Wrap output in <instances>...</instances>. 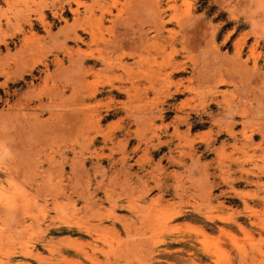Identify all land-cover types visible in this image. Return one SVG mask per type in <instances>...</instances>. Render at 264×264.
<instances>
[{
    "label": "rangeland",
    "instance_id": "374dc122",
    "mask_svg": "<svg viewBox=\"0 0 264 264\" xmlns=\"http://www.w3.org/2000/svg\"><path fill=\"white\" fill-rule=\"evenodd\" d=\"M202 146L264 173V0H0V264H264V183Z\"/></svg>",
    "mask_w": 264,
    "mask_h": 264
},
{
    "label": "crops",
    "instance_id": "0c3cea01",
    "mask_svg": "<svg viewBox=\"0 0 264 264\" xmlns=\"http://www.w3.org/2000/svg\"><path fill=\"white\" fill-rule=\"evenodd\" d=\"M108 97L107 95L101 97ZM166 109H170L173 110V114H171V116H169L168 118H162L161 123L163 124H168L166 130L161 131L159 134V140L162 142L159 145L158 150H160L161 147L164 146V150H161L160 153H163V155L166 154H170V150H172L176 144L177 139L175 138V136H172V130L174 127V123L175 121H173V117L174 115L177 114V112L174 109H171L169 107H167ZM163 117V116H162ZM113 120L112 118H109V121ZM232 120L235 122L233 128H237V124L239 123V121L241 120V118H237L236 116L232 117ZM159 120H155V124H158ZM134 124V123H133ZM136 124V123H135ZM138 125V124H136ZM136 125H130L128 128H135ZM177 128L179 131H184L185 127L184 126H179V124L177 125ZM204 129H197V130H191L189 132V135H193L195 133H198L200 131H203ZM165 134V135H164ZM222 134V133H221ZM218 135V137H220V135ZM223 139L227 140V143H230L231 138H229L230 140H228V137L223 135ZM255 142V140H253ZM132 144H130V146H132ZM227 150V149H226ZM138 153L140 154V151L138 150L137 152H135L134 154H132L133 160L138 156ZM203 153H205V156H203ZM197 154L200 155L199 159L194 163V168L195 169H190V170H184V166L181 167L182 169L179 170L178 168V172L183 173L186 177H193L195 180V184L198 185V183H206L208 184L209 182L213 184V194H220L223 191H227L228 186L230 184L231 187H233L234 189H238V190H253L255 187L253 185H249V182H262L264 183V173H260L258 175L252 176V175H245L244 173L240 172L238 169V167H242V168H246L248 167V164H236V165H229V169H231V172L229 174H227L229 178L232 179L231 182L228 183H224L222 181V176L225 175H221V173L219 172V168L216 167V162H215V157L213 154H209V151H206V146H202L201 148L197 149ZM131 157V158H132ZM185 163H188L187 160H183ZM203 161H209L208 164V168H207V172L210 174L207 182L204 181L203 179V170L200 169V164ZM197 168V170H196ZM147 169V168H146ZM174 169V168H173ZM262 187V186H261ZM257 188V187H256ZM258 193H260L262 196H264V188H261V190L258 191ZM223 195H221V197H219V199L221 201H226L225 197L222 198ZM231 196L232 199H236V197H234L233 195H229ZM238 204L234 205V208L239 209L241 208V201H237ZM249 203V202H248ZM228 205V204H226ZM256 205L259 207L261 204L260 203H256ZM230 206L233 207V204H230Z\"/></svg>",
    "mask_w": 264,
    "mask_h": 264
},
{
    "label": "bare ground",
    "instance_id": "6f19581e",
    "mask_svg": "<svg viewBox=\"0 0 264 264\" xmlns=\"http://www.w3.org/2000/svg\"><path fill=\"white\" fill-rule=\"evenodd\" d=\"M162 30V29H161ZM157 32V31H156ZM134 40V39H133ZM149 40V39H148ZM119 44V43H118ZM127 44V43H126ZM139 47V46H138ZM101 61V60H100ZM104 61V60H103ZM96 63H98V62H96L95 60H91V61H87V62H81V63H79V65H78V69H79V71H83V72H87L88 73V71H90V70H93L94 69V67H95V64ZM101 63H103L102 61H101ZM80 66V67H79ZM105 66H106V64H105ZM77 66H74L73 68H76ZM82 71H81V73H82Z\"/></svg>",
    "mask_w": 264,
    "mask_h": 264
}]
</instances>
